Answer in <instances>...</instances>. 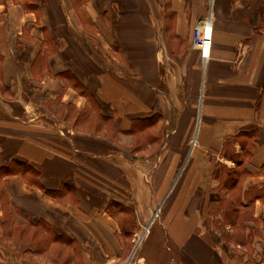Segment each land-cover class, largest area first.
<instances>
[{"label":"crops","instance_id":"crops-1","mask_svg":"<svg viewBox=\"0 0 264 264\" xmlns=\"http://www.w3.org/2000/svg\"><path fill=\"white\" fill-rule=\"evenodd\" d=\"M207 17L205 58L193 33ZM161 65L181 131L155 224L128 204L116 150L157 124ZM0 102V264H264V0H0ZM231 189L249 200L233 208Z\"/></svg>","mask_w":264,"mask_h":264},{"label":"rangeland","instance_id":"rangeland-1","mask_svg":"<svg viewBox=\"0 0 264 264\" xmlns=\"http://www.w3.org/2000/svg\"><path fill=\"white\" fill-rule=\"evenodd\" d=\"M82 39L88 43V50L93 51V46L89 44V39L82 37ZM87 46V47H88ZM201 52V50H200ZM164 55V54H163ZM163 67L161 65V72L163 74ZM166 67H169L170 73H172V66L169 64L166 65ZM166 75L168 73H165ZM163 74V76L165 75ZM169 75L166 77L167 79L165 80V83L162 82L164 85V93L166 95V103L162 108V114L158 115L155 119L154 122L157 123L154 127L152 128H140L138 130H134L135 132L133 133L135 136L133 137V140L131 138H126L123 140L124 144L126 143V146L128 145V152L125 150L119 149V151L116 150V152L121 153L120 156L124 157L127 156L130 159L129 162V167L131 168V189L129 191V197H128V204L133 206V207H138L140 210L144 212L145 216L151 217L154 216L156 219L154 221L155 224H160L162 220V216L164 215V209L163 205L164 203H159L160 199L163 198V193H162V198H159L158 193L155 188V179L156 175L160 173V170L165 169L167 163L169 164L168 160L169 158H172V153L174 150H178V145L176 144V139L179 136L180 129L177 130L176 135H172V132L174 130V125L175 121L177 118V112L174 110L172 107V91L169 87L168 83V78ZM4 104V103H3ZM2 102H0V107H3ZM18 106V109L20 110V106ZM5 109V108H4ZM6 110V109H5ZM17 112V117L16 119L18 122H27L28 117L22 113V111ZM43 114V113H42ZM38 112H31V115L34 116L35 118H42L43 120H46L48 124L52 127L53 131L55 134H58L59 136L66 137L63 134L59 133L60 129L57 124V120L55 117L51 116L50 114H43ZM46 115V117L44 116ZM14 116V115H12ZM100 117L97 118V121L100 123ZM158 143V144H155ZM186 151V150H185ZM182 150V152H185ZM115 150L112 151L111 153H116ZM123 152V153H122ZM125 158V157H124ZM184 161L180 160L178 161V167H183ZM172 164V161H171ZM223 166V164L221 165ZM225 168V167H224ZM224 168L220 169L219 166V185L218 189L216 188L214 198L217 200L218 197H220L223 193L221 191V188L223 187V182H220L221 179L227 176L229 172H227V169L225 170ZM226 168H230L226 165ZM232 168V167H231ZM231 170V169H230ZM232 171V170H231ZM232 173V172H230ZM233 176V174H232ZM226 178V177H225ZM233 177H231L232 179ZM230 179V180H231ZM234 179V178H233ZM232 179V181H233ZM226 202L231 205L232 207L234 205H238L239 200H249V193H239L238 191H233L232 189L229 192H226ZM241 196V197H238ZM166 199V198H165ZM122 204V203H121ZM230 207L229 209V215L228 217H232V208ZM232 208V209H231ZM111 211L112 212H118L120 211V208H118V205H112L111 206ZM157 211V212H156ZM225 212L224 208L221 207L220 209H214L212 210V216H213V226H212V232L214 234V238L216 239L217 242L220 244L223 243V238L221 237V234H223V230H225V224L227 223V219H222L224 218L222 216V213ZM227 214V213H226ZM242 217H249L250 216V211L246 210L241 214ZM227 218V217H226ZM217 219L221 221V223L217 224ZM155 224L153 226H155ZM144 224L140 225L139 228H137V236H141L142 232L144 231ZM152 226V227H153ZM165 226L161 224V230L164 231ZM24 230L22 229V233ZM8 238L6 235H3V238L0 239L1 245L0 248L1 250H4L5 248L8 249ZM7 244V245H6ZM225 245V244H224ZM7 258L9 257L8 253ZM9 259V258H8ZM128 264H143L140 260V257L134 256V258L128 262Z\"/></svg>","mask_w":264,"mask_h":264},{"label":"bare ground","instance_id":"bare-ground-1","mask_svg":"<svg viewBox=\"0 0 264 264\" xmlns=\"http://www.w3.org/2000/svg\"><path fill=\"white\" fill-rule=\"evenodd\" d=\"M202 48L204 49V56L207 58L209 53V46H210V37H211V23L210 21L204 22L202 25ZM157 212V211H156Z\"/></svg>","mask_w":264,"mask_h":264},{"label":"built area","instance_id":"built-area-1","mask_svg":"<svg viewBox=\"0 0 264 264\" xmlns=\"http://www.w3.org/2000/svg\"><path fill=\"white\" fill-rule=\"evenodd\" d=\"M206 21L207 22L210 21V17L205 18L204 22H206ZM204 22H202L200 25H198L195 28L194 33H193V44L196 45L201 50V54H202L203 57H205L204 56V49L202 48V43H203V40H202V30H203L202 29V25L204 24Z\"/></svg>","mask_w":264,"mask_h":264}]
</instances>
